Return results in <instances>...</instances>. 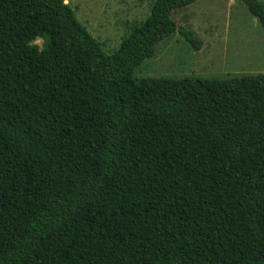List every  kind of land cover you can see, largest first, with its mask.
Returning a JSON list of instances; mask_svg holds the SVG:
<instances>
[{"label":"trees","instance_id":"obj_1","mask_svg":"<svg viewBox=\"0 0 264 264\" xmlns=\"http://www.w3.org/2000/svg\"><path fill=\"white\" fill-rule=\"evenodd\" d=\"M196 1L108 53L64 0H0V264H264V73L133 76L199 49Z\"/></svg>","mask_w":264,"mask_h":264},{"label":"rangeland","instance_id":"obj_2","mask_svg":"<svg viewBox=\"0 0 264 264\" xmlns=\"http://www.w3.org/2000/svg\"><path fill=\"white\" fill-rule=\"evenodd\" d=\"M64 1L111 53L136 21L149 16L155 0ZM172 17L180 28L186 26L195 32L199 49L177 31L160 41L155 55L136 67L134 77L225 78L264 73V27L243 0H197L174 10ZM36 43L44 45L42 38Z\"/></svg>","mask_w":264,"mask_h":264}]
</instances>
